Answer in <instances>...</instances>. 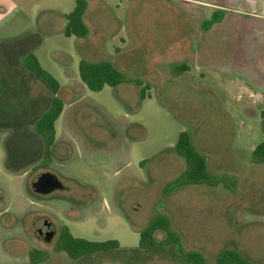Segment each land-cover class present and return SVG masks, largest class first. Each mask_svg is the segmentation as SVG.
<instances>
[{"label": "rangeland", "instance_id": "obj_1", "mask_svg": "<svg viewBox=\"0 0 264 264\" xmlns=\"http://www.w3.org/2000/svg\"><path fill=\"white\" fill-rule=\"evenodd\" d=\"M86 1L83 38L64 33L76 0H0V264H187L173 246L140 248L141 229L158 213L206 264L224 248L264 264V161H254L264 140V40L238 39L252 26L261 39L264 0L236 1L244 12L209 30L210 10L188 0ZM29 53L59 81L64 102L46 160L35 123L53 95L24 66ZM82 60L111 61L132 79L92 90ZM184 130L225 183L165 193L187 168L175 150ZM44 172L64 188L36 193ZM45 218L57 227L50 242L37 233ZM63 226L118 247L70 258L56 250ZM33 249L49 257L33 263Z\"/></svg>", "mask_w": 264, "mask_h": 264}, {"label": "trees", "instance_id": "obj_2", "mask_svg": "<svg viewBox=\"0 0 264 264\" xmlns=\"http://www.w3.org/2000/svg\"><path fill=\"white\" fill-rule=\"evenodd\" d=\"M87 7L88 3L86 0H76L75 8L66 14L65 35H76L83 38L88 36L89 27L84 20ZM220 18H222L221 15H216L213 19L207 20L205 27H209V25ZM23 64L28 70L35 73L48 84L53 95L48 110L35 123V130L44 141V160H46L51 156V146L55 139V122L64 108V102L58 96L60 83L50 72L42 67L34 53H29L25 56ZM79 71L82 81L92 90H101L105 85L116 86L132 79L108 60H82ZM137 81L140 82V80ZM142 88L144 92L145 87ZM175 150L185 158L187 168L182 175L166 186L165 193L169 194L174 189L189 183L216 185L227 181L225 176L210 172L205 156L195 146L188 131L180 132ZM254 161H264V140L254 150ZM159 230L166 232V236L162 239H157L155 236ZM139 246L144 250L157 251H165L170 246H173L176 255L187 264H206L207 261L202 252L189 250L184 247L180 233L174 228L171 217L166 213L156 214L141 229ZM117 247L118 242L116 240L96 241L74 236L67 226H63L56 250L65 251L70 258L76 259L97 251ZM48 257L49 252L45 250L33 249L30 252V258L33 263L43 261ZM215 257L216 264H256L235 248L221 249Z\"/></svg>", "mask_w": 264, "mask_h": 264}, {"label": "flooded vegetation", "instance_id": "obj_3", "mask_svg": "<svg viewBox=\"0 0 264 264\" xmlns=\"http://www.w3.org/2000/svg\"><path fill=\"white\" fill-rule=\"evenodd\" d=\"M236 1L239 0H188V3L193 4L195 6H199L198 4H203L205 7V9H209L210 12L208 14V16L203 20V26H206V21L209 19H213V17H215L216 15H221L222 18H220L219 20L214 21L211 25H209V27H206L207 30L211 29L215 24H219L221 22H223V19L225 17V15L227 13H233V14H238L237 12H244L238 8H236L235 6H233L235 4ZM253 1V0H250ZM208 6H213V7H208ZM252 30V31H251ZM250 30V34L248 33L247 35H245V37L243 36L242 38H238L239 39V43L244 44V46L248 47V45L250 44L251 46H259L260 42L264 40V34H261V39H254V37H252L253 35H255V26H252ZM251 33L253 35H251ZM241 41V42H240ZM57 190V189H56ZM56 190L47 193V194H41L42 196H48L52 193H54ZM38 193V192H36ZM42 229V232L39 230ZM55 229L57 232V227L55 225V223L53 221H51L50 219L45 218L44 219V226H40L37 229V233L39 238L44 239V236L46 234V232H48L49 230ZM55 236V235H54Z\"/></svg>", "mask_w": 264, "mask_h": 264}, {"label": "water", "instance_id": "obj_4", "mask_svg": "<svg viewBox=\"0 0 264 264\" xmlns=\"http://www.w3.org/2000/svg\"><path fill=\"white\" fill-rule=\"evenodd\" d=\"M32 187L35 192L47 194L56 189L64 188L63 182L59 177L50 172H44L38 175L32 182ZM42 232V229H39ZM56 233L55 229L49 230L44 236V240L47 242L52 241Z\"/></svg>", "mask_w": 264, "mask_h": 264}]
</instances>
